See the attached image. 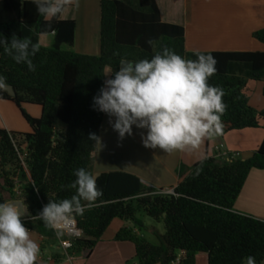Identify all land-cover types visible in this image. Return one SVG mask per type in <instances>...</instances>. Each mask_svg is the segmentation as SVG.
<instances>
[{"label":"trees","instance_id":"obj_1","mask_svg":"<svg viewBox=\"0 0 264 264\" xmlns=\"http://www.w3.org/2000/svg\"><path fill=\"white\" fill-rule=\"evenodd\" d=\"M100 11V54L90 56L72 50L74 20H61V15L46 20L32 0H0V34L9 39L13 34L30 37L40 46L32 57L35 71L16 63L0 47V76L15 91L12 97L0 89V100L16 105L31 129L30 133L0 129V203L21 200L36 216L49 200L75 194L67 185L75 180L76 169L90 172L97 141L89 136L99 137L103 121L93 97L106 80L107 68L114 73L121 60L151 59L164 47L189 59L185 29L162 22L155 0H101ZM253 37L264 44V29ZM211 55L217 60V72L209 83L223 89L228 106L222 131L262 127L264 111L250 105L245 90L249 81L264 83V53ZM24 104L40 106L41 117L29 115ZM255 169L264 170V139L247 160L207 157L190 168L188 175L181 169L171 194L148 188L129 173H102L96 180L103 196L82 215L74 216L84 236L66 254L91 252L115 219L142 227L137 215L144 213L164 222L165 233H155L159 244L149 243L129 227L115 236L116 242L134 245L138 264H196L198 254H206L208 264H246L248 256L263 264L264 221L234 209ZM24 223L42 238L41 251L59 245L55 231L42 220L25 217ZM64 257L54 254L53 263Z\"/></svg>","mask_w":264,"mask_h":264},{"label":"crops","instance_id":"obj_2","mask_svg":"<svg viewBox=\"0 0 264 264\" xmlns=\"http://www.w3.org/2000/svg\"><path fill=\"white\" fill-rule=\"evenodd\" d=\"M100 1L80 0L79 8L70 7L68 9L71 12L67 17H63L64 13L60 16L61 20L76 22L72 47L75 53L90 56L100 54ZM155 1L162 22L185 29V48L190 54L189 59H196L197 53H264V44L253 37L255 32L264 29V0ZM109 72L111 70L107 68L106 79L111 78V74H107ZM263 89V82L249 81L245 90L250 105L258 111H264ZM102 114L99 141L92 155L90 173L98 177L102 173L125 172L138 177L146 187L162 191H170L177 186L181 169L188 175L190 168L207 157L220 161L249 159L264 139L262 120L260 128L226 133L222 131L220 135L207 139L198 155L166 153L160 149L144 147L141 133L146 134L147 130L138 129L135 125L132 135L120 140L118 133L109 124L110 117L106 113ZM6 118L0 111V129L25 131L26 125L21 120L10 119L8 115ZM234 209L264 221V170L255 169L250 172ZM123 227H129L144 237L141 231L143 225L140 227L136 222L115 219L91 252L69 256L59 245L47 246L43 251L40 249L37 264H54L52 256L57 253L65 256L58 264H138L134 245L115 241L117 232ZM31 233L40 247L42 238L34 231ZM196 264H208V256L198 254Z\"/></svg>","mask_w":264,"mask_h":264},{"label":"clouds","instance_id":"obj_3","mask_svg":"<svg viewBox=\"0 0 264 264\" xmlns=\"http://www.w3.org/2000/svg\"><path fill=\"white\" fill-rule=\"evenodd\" d=\"M32 2L49 21L80 4V0ZM0 47L16 63L26 64L29 71L36 70L32 57L40 46L30 37L13 34L9 39L0 34ZM216 64L211 54L197 53L196 59H186L167 47L151 59L121 60L118 70L107 73L113 78L104 81L99 94L93 97V106L110 117L109 124L120 140L131 136L135 125L147 130L141 133L146 148L198 155L207 139L222 133V116L228 107L223 89L209 83L217 72ZM6 87V78L0 76V89ZM89 139L99 141L94 133ZM73 175L76 178L67 187L75 194L60 201L49 200L36 216H31L23 202L0 203V264H37L40 247L25 226L24 217L42 220L59 237L63 226L103 196L96 177L88 170L81 167ZM246 264H256L255 258L246 257Z\"/></svg>","mask_w":264,"mask_h":264},{"label":"rangeland","instance_id":"obj_4","mask_svg":"<svg viewBox=\"0 0 264 264\" xmlns=\"http://www.w3.org/2000/svg\"><path fill=\"white\" fill-rule=\"evenodd\" d=\"M70 12H71L70 9H67L64 12L63 17H67V15ZM257 94L259 95L260 93H257ZM4 104H5V106H2ZM0 108H1L0 111L3 114V117L5 119H7L6 116L8 115V117L10 119H13V120L19 119V120H21V122H23L26 125L25 131H21L20 133H29L31 131L30 126L27 124V122L20 115L19 108L16 105H14L11 101L0 100ZM23 108L32 117L33 116H37V118L41 117V107L40 106L32 105V104H24ZM137 220L142 221V223H143L144 227L141 229V231H142V235L144 236V238L149 243H151L153 245L159 244L158 238H157L155 233H158L161 235H163L165 233L164 222L163 221H160V222L155 221L154 219L146 216L144 213H139L137 215ZM130 222H132V221H130ZM132 225H133V223H132Z\"/></svg>","mask_w":264,"mask_h":264},{"label":"built area","instance_id":"obj_5","mask_svg":"<svg viewBox=\"0 0 264 264\" xmlns=\"http://www.w3.org/2000/svg\"><path fill=\"white\" fill-rule=\"evenodd\" d=\"M163 192L167 194H171L173 193V190L170 191L168 190ZM54 231L57 235L56 230ZM60 231L62 234L59 237L57 236L59 240V246L61 249H63L66 252L73 248L74 241L79 240L84 236L82 230L78 228L76 220H73L72 223L63 226V228ZM179 258L177 259L176 263L179 261Z\"/></svg>","mask_w":264,"mask_h":264},{"label":"water","instance_id":"obj_6","mask_svg":"<svg viewBox=\"0 0 264 264\" xmlns=\"http://www.w3.org/2000/svg\"><path fill=\"white\" fill-rule=\"evenodd\" d=\"M6 92H8V94L12 97L15 96V91L14 89L11 87V86H8L4 89ZM13 201H16V202H22L21 200H13ZM24 204V203H23ZM27 217V216H26ZM25 218V217H24Z\"/></svg>","mask_w":264,"mask_h":264}]
</instances>
